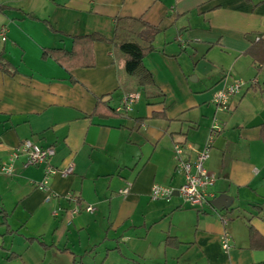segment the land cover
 Wrapping results in <instances>:
<instances>
[{"label":"crops","instance_id":"1","mask_svg":"<svg viewBox=\"0 0 264 264\" xmlns=\"http://www.w3.org/2000/svg\"><path fill=\"white\" fill-rule=\"evenodd\" d=\"M0 3L10 6L0 12V51L17 70L0 71V204L11 230L0 224V264H264V249L250 248L248 237L249 224L264 237L257 208L264 204V64L257 69L243 53L264 39V0ZM118 15L142 16L159 28L155 49L144 57L156 96L136 85L110 42L93 43L91 67L67 71L41 57L44 47L69 50L73 35L111 37ZM232 77L245 84L222 107L214 92ZM131 90L140 95L127 112L91 113L98 98L115 106ZM214 124L205 166L215 174L212 191L230 196L229 206L196 209L179 194L151 199L153 183L182 181L173 144L190 145L184 156L191 159ZM25 138L54 146L51 165L72 161L73 171L51 174L47 189L36 186L43 165L23 167V156L7 172L3 162ZM68 192L94 209L71 215ZM224 232L228 250L221 246ZM168 234L180 243L165 245Z\"/></svg>","mask_w":264,"mask_h":264},{"label":"trees","instance_id":"2","mask_svg":"<svg viewBox=\"0 0 264 264\" xmlns=\"http://www.w3.org/2000/svg\"><path fill=\"white\" fill-rule=\"evenodd\" d=\"M10 8L8 4L0 3V12ZM26 15L38 19L37 17L26 12ZM48 26L46 19H41ZM50 27V26H49ZM159 32V28L152 24L142 16L118 15L115 16L113 31L111 37H106L98 32H91L83 35H73L72 45L69 50L62 47H44L41 51V57H51L60 66L67 71L74 67H91L94 65L92 45L95 41L110 42L114 49L121 53L123 57V66L126 73L133 75L136 80V85L143 90L148 96H156L154 90L157 86L154 83L151 71L144 64V57L149 52L155 49L154 38ZM252 57L256 68L260 69L264 64V39L257 37L244 51ZM0 71L8 75L17 73L16 68L2 56L0 51ZM71 81H74L71 78ZM160 93V92H159ZM158 93V94H159ZM100 117H110L123 114L115 110V106L106 103V100L98 98L91 112ZM151 116L166 117L163 112L152 111ZM260 136L264 141V122L260 125ZM262 204H258L257 208L261 210ZM0 224L5 225V231H11L8 228L7 218L9 213L0 204ZM264 216V211H262ZM249 247L252 249H264V237L252 225H248ZM28 241L37 239L36 237H27ZM39 243H42L39 240ZM165 245L177 246L180 241L173 235H166L164 240ZM16 254H11V256Z\"/></svg>","mask_w":264,"mask_h":264},{"label":"built area","instance_id":"3","mask_svg":"<svg viewBox=\"0 0 264 264\" xmlns=\"http://www.w3.org/2000/svg\"><path fill=\"white\" fill-rule=\"evenodd\" d=\"M2 28L1 31H3ZM3 34V33H2ZM2 39L4 36L2 35ZM245 81L239 77H232L228 83L218 88L214 92V101L225 107L230 97L239 92ZM139 91L131 90L125 91L120 96L119 102L115 105V110L118 112H127L131 109L133 103L139 98ZM216 124L212 125L209 131L204 147L197 151L193 158L184 156V151L191 148L190 145L175 142L172 147L173 157L175 160V168L181 173L182 181L177 186H163L161 184L153 183L149 196L151 199L168 198L176 190L185 202L196 209H203L205 206H213L212 199L215 197L212 191V186L215 181V174L210 172L205 166V160L208 156L209 148L213 142V136L217 132ZM55 149L52 145H40L31 138H25L17 145V148L9 156L8 160L3 162L4 169L9 172L13 167V163L18 157L23 156L22 166L43 165L44 174L42 179L36 183L38 188L47 189V183L51 174L59 172L62 175L69 174L73 171V162L69 161L62 167H53L50 163L51 157ZM130 182L120 189L121 192L126 193L130 189ZM66 197L73 201V205L69 208L71 215L79 213L81 210L92 211L94 207L91 204H82L78 196L72 192H68ZM57 211L54 210L53 214ZM223 220H225L222 217ZM221 246L223 250L230 248V237L227 232L221 236Z\"/></svg>","mask_w":264,"mask_h":264},{"label":"water","instance_id":"4","mask_svg":"<svg viewBox=\"0 0 264 264\" xmlns=\"http://www.w3.org/2000/svg\"><path fill=\"white\" fill-rule=\"evenodd\" d=\"M173 194H177V191L175 190ZM231 199L232 198L227 194L220 193L212 199L211 204L213 205L214 208L220 209V208L228 207L229 204L231 203ZM262 210L264 211V204L262 205Z\"/></svg>","mask_w":264,"mask_h":264},{"label":"rangeland","instance_id":"5","mask_svg":"<svg viewBox=\"0 0 264 264\" xmlns=\"http://www.w3.org/2000/svg\"><path fill=\"white\" fill-rule=\"evenodd\" d=\"M1 43V42H0ZM144 96L142 95L141 96V98H140V100H139V102H140V104H143L142 102H144ZM173 197V199H176V200H179V196L178 195H172Z\"/></svg>","mask_w":264,"mask_h":264}]
</instances>
